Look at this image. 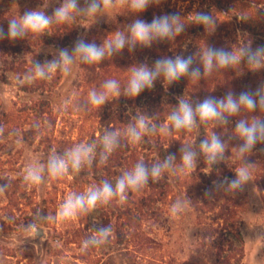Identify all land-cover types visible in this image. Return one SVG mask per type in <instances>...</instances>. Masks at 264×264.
Returning <instances> with one entry per match:
<instances>
[{"label": "rangeland", "instance_id": "obj_1", "mask_svg": "<svg viewBox=\"0 0 264 264\" xmlns=\"http://www.w3.org/2000/svg\"><path fill=\"white\" fill-rule=\"evenodd\" d=\"M59 3L60 0H0V26L6 31L8 20L18 19L19 15L30 9L44 10L51 15ZM80 3L83 6V0H80ZM259 8L264 12L263 2ZM123 9L118 6L97 19L78 17L72 21L75 25L74 39L66 43L65 47L71 50L78 36L87 41L90 28L101 25L109 28L102 32L96 43L103 44L106 39H111V33L125 27L124 24L112 26ZM229 17L224 26L217 29L215 27L211 32L206 30L204 35L220 37L222 47L229 49L243 44L256 48L255 38L240 30L239 19L231 14ZM57 34L59 33L51 26L48 33L41 37L29 36L14 42L8 39L0 41V184H8L7 190L0 193V264H181L198 249L203 223L217 227L222 223V209L225 208L222 198L206 200L191 196L189 188L192 183L186 176L201 172L203 178L200 179L209 181L213 186V181L219 177L231 178L235 175V169L241 164L235 153V147L240 141L229 137L232 136L236 117L232 118L227 126H200L190 133L182 132L179 135L180 147L185 143L198 146L202 139L214 131L227 144V159L212 166L210 170L201 156L192 173L166 172L162 179L166 185V195L163 202L156 205L160 208L159 217H143L138 224L132 198L128 197L123 203L113 200L90 214L71 221H41L36 225V234L35 228H26L33 222L32 215L36 211L40 210L43 215L52 216L69 194L83 193L90 187L99 186L105 178L113 184L116 181L111 174L110 177H105L106 173L103 171L90 174L69 171L61 179L50 180L46 177L44 183L30 188L23 181L28 165H46L47 159L53 153H63L80 143H98L105 131L104 127L99 125V108L84 107L89 91L96 84L94 77L98 72L97 66L102 62L91 67L77 62L72 66L69 75L65 76L60 72L53 75H59L60 81L51 93L45 96L56 119L50 145L39 140L24 141L18 132L19 128L16 129L19 117L25 111H34V103L42 99L39 93L24 92L21 87L29 83H20V80L31 71L33 61L44 63L53 58L57 49L65 48L54 44L53 38ZM115 76L127 77L125 85L130 77L127 74L120 76L118 70ZM263 77L264 68L252 71L242 64L237 69L216 72L212 78L213 83L198 84L192 92L185 89L181 98H222L221 94H217L221 88L238 94L243 90L257 88L264 83ZM117 98H110L105 107L118 109L115 101ZM10 112L14 113L13 124L9 123ZM262 114L257 110L250 115L262 118ZM124 128L126 130V127ZM262 148L264 144H257L253 151L264 154ZM114 155L115 152L109 159ZM153 157L156 158V155ZM115 171L120 170L112 168L110 172ZM13 192L15 199L10 201L8 194ZM224 197L233 202L235 220L238 221L243 239L240 264H264V205L252 174L251 181L242 192L225 194ZM176 200L184 202L186 207L176 216H172L170 209ZM202 201L207 204L203 205ZM106 225L112 228L109 242L81 252L83 241L93 234L92 228ZM137 229L151 241L141 250L138 249V241L130 236L133 232L137 234ZM226 237L231 238L227 232Z\"/></svg>", "mask_w": 264, "mask_h": 264}, {"label": "clouds", "instance_id": "obj_2", "mask_svg": "<svg viewBox=\"0 0 264 264\" xmlns=\"http://www.w3.org/2000/svg\"><path fill=\"white\" fill-rule=\"evenodd\" d=\"M160 0H60L51 15L44 10L30 9L19 15V18L8 20L7 30L0 26V41L8 39L16 41L32 37H41L48 33L52 25H62L80 18H98L104 13L123 7L127 12L136 16L123 30H117L111 39L103 44L87 42L82 36L74 41L71 50L59 48L53 58L40 63L33 61L31 71L27 72L20 83L29 84L37 80H50L54 74L60 72L65 76L72 71L75 63L86 66L99 65L107 58L121 54L125 48L130 52L137 47L147 48L154 43L172 41L185 31L188 23L204 26L211 32L215 28L216 19L206 12H195L193 18L187 23L179 13H163L154 15L151 21L139 18L151 5L158 4ZM242 18V17H241ZM243 19V18H242ZM199 65L193 67L194 56H163L148 65L142 63L131 68V75L121 90L115 79H108L100 90L92 89L88 93L84 107L101 108L110 98L120 97L122 94L128 98H136L146 89H152L155 81L160 79L164 84L171 85L188 78L199 80L201 76H210L213 72L240 68L242 64L249 70L256 71L264 68V45L252 48L250 45H241L231 49L226 47L206 46L199 53ZM203 69V72L201 71ZM259 110L264 113V83L255 89L241 92H227L222 98L206 96L202 100L178 99V105L167 116V124L150 122L143 114L137 115L133 122L127 126L124 136L128 143H139L145 136L161 132L172 134L174 132H192L200 126L209 125L227 126L231 119L236 117L235 127L229 139H237L240 143L235 147L236 156L240 159V167L235 169L233 177H219L213 181V190L233 194L242 192L251 181V170L245 158L252 153L257 144H264V119L250 115ZM243 114V115H242ZM122 137L118 131L108 130L100 137L98 143H80L63 153H53L47 163H33L26 167L23 176L24 183L30 188L44 183L46 177L50 180L63 178L69 171L79 173L86 166L91 167L97 160L103 165L111 154L122 147ZM227 144L220 135L212 131L199 142L182 144L179 152V166L176 167V154H168L161 162L145 164L137 162L130 171H125L115 184L105 180L99 186L88 188L83 193H71L59 206L52 216L43 215L40 210L33 213V222L26 228H35L41 221H71L80 216L88 215L98 207L107 205L113 200L123 203L130 193H136L143 188L159 181L168 171L179 174H189L195 171L198 159L203 156L205 163L211 167L225 161ZM264 151V148L261 149ZM8 184H0V193L7 190ZM211 191L206 195H211ZM186 207V204L176 200L171 205V215L176 216ZM93 234L82 243L81 252L89 248L98 247L109 242L112 228L110 225L94 226Z\"/></svg>", "mask_w": 264, "mask_h": 264}, {"label": "trees", "instance_id": "obj_3", "mask_svg": "<svg viewBox=\"0 0 264 264\" xmlns=\"http://www.w3.org/2000/svg\"><path fill=\"white\" fill-rule=\"evenodd\" d=\"M261 2L264 3V0H160L158 4L151 5L144 13L140 14L139 18L151 21L154 15L179 13L183 17L184 22L187 23L193 18L191 14L206 12L213 15L216 19L215 27L217 29L225 25L226 19L228 20L231 14L232 17L235 16L239 19L240 30L254 37L256 41L254 45L260 46L264 45V12L259 8ZM135 18L137 17L128 13L127 9L124 8L114 23H112V26H115V24H124L126 26ZM52 28L56 33H59L53 38L56 46L65 47L66 43L74 39L75 25L72 22L62 25L54 24ZM108 28L106 25L90 28L87 34V42L96 43L99 37L102 36V32L107 31ZM205 31L206 29L202 25L188 23L185 31L172 41L154 43L147 48L137 47L132 52H128V49L125 48L121 54L107 58L102 61L101 65L97 66L98 72L94 77L96 84L93 89L99 90L100 85L108 79L117 80L121 87L127 77L120 78L117 76L116 78L115 72L117 70L120 76L124 74L130 76L133 66L142 63L151 65L155 60L163 56L175 58L177 55L182 57L193 55L195 61L193 67L200 66L199 53L206 46L222 47L223 45L220 37L206 36L204 35ZM130 53L131 55H129ZM122 55L123 58H121ZM201 71L203 72L202 68ZM215 74L216 72H213L206 77L202 75L199 80L181 78L180 81L171 85L164 84L162 80L157 79L152 89H146L134 99L125 97L123 94L115 99L118 109L105 107L109 103L107 102L98 110L99 125L104 127L105 131H118L121 134L122 145L124 146L116 149L114 151L115 155L105 164H99L97 158L91 167L86 166L82 171L86 172V174L103 171L106 173L105 177L111 174L117 180L125 171H130L137 162L143 161L151 166L161 162L165 155L171 153L176 154V167H178L180 147L178 139L182 132H174L172 134L157 132L145 136L139 143L131 144L127 142L124 136V127L127 128L129 123L133 122L134 118L140 114L148 117L150 122L159 123L161 126L166 125L167 116L178 105V99L181 98L183 91L189 89L192 92L198 84L202 85L205 82H212ZM59 81L60 76L58 75L53 77L50 82L37 80L21 87L24 92L30 94L39 93V96L42 97V99L34 103V111H25L18 119L16 129L19 128L18 132L24 141L34 142L39 140L50 145L56 119L53 116L49 100L45 96L51 93V90L57 86ZM216 83L218 84V81ZM124 86L125 83L122 85L121 90H123ZM219 90L217 94H221L222 97L228 92L225 88ZM189 98L195 101L193 96H189ZM128 110H131V112H128ZM13 116L14 113L10 112L8 116V118L10 117V124L14 122ZM262 118L264 119V113ZM154 155H156V158L153 157ZM245 162L250 164L249 168L254 178V183L262 195L264 205V154H257L252 151L245 158ZM112 168L120 171L111 173ZM201 174V172H196L189 177L186 176L192 183L189 193L191 196H198L206 200L208 198H222L223 203L225 202V208L222 209L224 213L221 215L222 223L217 227H214L213 224L203 223L198 249L181 264H240L243 239L238 221L235 220L233 202L231 199L224 197V192L213 190V186L209 181H202L200 179L202 177ZM163 178L162 176L159 181L150 182L141 191L128 195V197L132 198L135 212L138 215L135 219L138 224L143 220V217L149 219L159 217L158 211H160V208L156 207V205L162 203L166 195L164 189L166 185L162 180ZM105 180L107 178L103 179V181ZM209 190H212L211 195H206ZM8 199L13 201L15 193L8 194ZM202 202L203 205L207 204L206 201ZM137 232V234L133 232L130 236L138 241V249L141 250L151 241L138 229ZM226 232L231 238L226 237Z\"/></svg>", "mask_w": 264, "mask_h": 264}]
</instances>
